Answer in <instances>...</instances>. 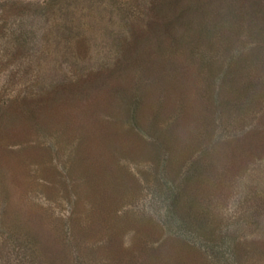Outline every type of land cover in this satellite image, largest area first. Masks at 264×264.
Wrapping results in <instances>:
<instances>
[{"label": "rangeland", "instance_id": "obj_1", "mask_svg": "<svg viewBox=\"0 0 264 264\" xmlns=\"http://www.w3.org/2000/svg\"><path fill=\"white\" fill-rule=\"evenodd\" d=\"M246 2L0 0V264H264V33L213 22Z\"/></svg>", "mask_w": 264, "mask_h": 264}, {"label": "trees", "instance_id": "obj_2", "mask_svg": "<svg viewBox=\"0 0 264 264\" xmlns=\"http://www.w3.org/2000/svg\"><path fill=\"white\" fill-rule=\"evenodd\" d=\"M52 1L53 0H50V2H52ZM198 2H199V0H198ZM261 2H262V0H247L246 3L249 4V8H250L249 10L250 11H248V12L243 11V12L246 13L247 15H249L250 19L245 18V15H243V14L241 15V13L238 12V10H235V11L232 10L231 11L229 9L227 11H219L218 14L216 15V21H213V22L214 23L217 22L216 25L220 29V28H222L220 20L224 19V21L228 22V24L235 25L236 27L239 26L242 29L245 27V25L240 24V21L245 20L244 23H246L248 25V28H252L251 30L256 35L260 36L264 33V6L262 5ZM203 4H204L203 1H201L199 4H197L196 8H198V10H199L201 5H203ZM189 9H190V7H189ZM185 12H186V9H185L183 15L181 14L174 21L168 22V23L166 22V24H164V28H165L167 33L173 34V32L178 28V26L179 27H187ZM213 22H211L210 24L203 23L202 24V26H203L202 30L204 32H206L207 27H208V29H210V25L213 24ZM247 25L245 28H247ZM206 34H209V33L207 32ZM207 36H209V35H207ZM171 37L173 38L172 40L174 42H177V39L174 35L173 36L171 35ZM258 47L261 48L262 45L259 44ZM240 57H241V59H243L242 56H240ZM234 58L236 59L235 56H233L231 59H228L230 69H234L238 65V63L236 62V60ZM137 115H138L137 111H135L133 113V118L137 119ZM190 168L193 170L192 171L193 174H198V173L201 174L202 172H200V171L203 170V168L207 169L206 165L204 166V164H203L202 155H198L196 158L192 159ZM183 176H184L183 177V183L177 188V190L174 192V195H172V197L168 199L169 200V206L167 207V211L169 212V214H171L172 217L174 216V220L176 222L177 221L185 222L190 217L188 215V213H190V211H193L191 209H194L196 212L197 210L201 209V207H202L201 206L202 203L200 204L199 201L191 200V199H189V200L185 199L184 200V195H185L184 192H185V190H187V185H188L187 182L190 180L191 175H189V173H183Z\"/></svg>", "mask_w": 264, "mask_h": 264}]
</instances>
